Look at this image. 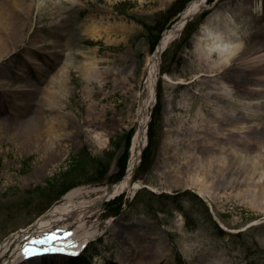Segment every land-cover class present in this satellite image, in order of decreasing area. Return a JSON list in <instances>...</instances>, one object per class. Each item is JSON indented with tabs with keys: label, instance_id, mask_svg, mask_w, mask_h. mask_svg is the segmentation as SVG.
<instances>
[{
	"label": "rangeland",
	"instance_id": "obj_1",
	"mask_svg": "<svg viewBox=\"0 0 264 264\" xmlns=\"http://www.w3.org/2000/svg\"><path fill=\"white\" fill-rule=\"evenodd\" d=\"M189 1L0 0V39L10 52L0 69V241L33 223L67 187L121 179L138 124L140 103L134 94L145 58ZM228 1H209L162 52L159 73L186 84L157 80V104L146 110H153L150 144L132 177L143 178L146 188L132 196L125 190L92 207L101 229L78 264H125L123 248L143 239L161 241L165 250L148 264H264V89L243 95L233 87L235 96L221 99L204 83L209 77L194 78L217 72L209 65L216 55L207 60L204 43L196 49L194 36ZM64 47L73 63L63 59ZM30 50L53 74L61 70L59 60L69 64L67 81L63 86L62 76L56 77L49 89L47 77L42 84V71L33 69L36 82L20 92L26 100L12 110L7 89ZM220 69V75H228V66ZM89 116L95 121L86 127ZM226 119L236 165L229 167L228 178L225 172L218 179L215 162L198 158L217 150L212 126L227 127ZM95 131L103 134L100 140L92 136ZM45 132L55 142L60 132L62 145L31 143ZM191 180L216 192L210 197L215 216L205 197L193 192Z\"/></svg>",
	"mask_w": 264,
	"mask_h": 264
},
{
	"label": "bare ground",
	"instance_id": "obj_2",
	"mask_svg": "<svg viewBox=\"0 0 264 264\" xmlns=\"http://www.w3.org/2000/svg\"><path fill=\"white\" fill-rule=\"evenodd\" d=\"M203 3L204 0H191L180 13L179 17L162 33L156 49L148 53L145 58L143 76L140 81L141 86L134 94L139 97L140 103L137 109L138 124L132 137L130 157L123 178L113 184V186L76 187L67 192L61 200L55 202L31 225L20 227L3 238L0 242V264H40L41 262H36L34 259L28 261L22 260L23 251L28 246L30 248L31 244L49 243L46 241H50L53 237L65 236L71 238L75 244L80 245L84 243V240L95 236L101 229V223L95 218L96 215L91 212L92 207L124 190L131 194L137 189L139 182L132 181V174L137 165L142 147L145 144V128L148 121L145 110L151 107L154 100L161 52L169 40L180 30L188 14L199 9ZM25 5L28 8L30 7V3ZM94 33V29L90 30V34ZM194 42L196 49H199V46L204 43L207 60L208 58H212L213 55H216V58H212V63L209 65L211 67L214 66L217 72L207 73L206 75L204 73H198L195 77L197 78L200 75L209 77L205 79L204 83L206 82L212 88L218 90L221 99L233 98L235 96L232 92L233 87L238 88L237 93L243 95L264 89V0H229L224 4L223 8L213 10L200 24L197 34L194 36ZM29 46H31L30 43ZM63 51L64 59L69 63H73L68 56L69 50L64 47ZM9 53L6 50L4 41L0 39V69L3 60L10 56ZM33 54L34 52L30 50L28 53L30 55L29 65L26 68L31 65L34 67L37 66ZM226 66H228V75H220V68L224 69ZM68 67H70L69 64L63 63L60 72H56L48 82L47 87L49 89L52 87L53 80L56 77L62 76L60 83L64 86L67 81L66 73ZM24 70L23 76L25 77L26 73ZM162 78L169 83L185 82L182 78L173 79L166 73L162 74ZM23 79H18L17 85L12 89L15 90L12 91L13 93L20 89H25V87L20 88L22 85H25ZM17 100L21 105L26 99L21 96L15 99V101ZM216 106L220 108L218 105ZM217 113L222 114L221 111ZM93 120L94 117H87L85 121L86 127H90ZM225 123L227 127L221 126L219 123L218 125L220 126L217 124L212 126L213 130L217 131V138L215 139L214 137L213 140L217 150L211 151L205 159L198 158L199 163L207 161L209 164H213L212 161L215 162L216 168L219 171L218 179L225 175V172L226 178H228L227 171H229V167L235 168L232 164H235V162L230 157V153L235 152L236 148L233 145L231 146V137L228 134V130H230L229 120L226 119ZM53 126L50 123L47 126L48 131L51 132ZM59 127H61L60 123ZM50 132H45L47 134L41 135L40 137L37 135L36 139L31 143L39 144L41 141H44L49 144L62 145L63 139L61 138V133H58L59 138L55 142L53 140L54 135ZM92 136L95 140H100L103 135L95 131ZM190 186L199 195L207 194L211 196L213 193L209 189L211 186L203 182L191 180ZM90 192H95V195L86 197ZM207 200L210 202V199ZM131 243L133 244L123 248V254L120 258V261L125 264H148L154 260L153 258L157 257L156 259H158L165 255L161 241L155 239L144 241L143 239L137 244L135 242ZM64 244L62 245L65 248L71 249V245L67 242ZM75 248H77L76 245ZM51 263L61 264L60 262ZM212 264L223 263L213 261Z\"/></svg>",
	"mask_w": 264,
	"mask_h": 264
},
{
	"label": "snow or ice",
	"instance_id": "obj_3",
	"mask_svg": "<svg viewBox=\"0 0 264 264\" xmlns=\"http://www.w3.org/2000/svg\"><path fill=\"white\" fill-rule=\"evenodd\" d=\"M25 251H26V254H27V249H25Z\"/></svg>",
	"mask_w": 264,
	"mask_h": 264
}]
</instances>
